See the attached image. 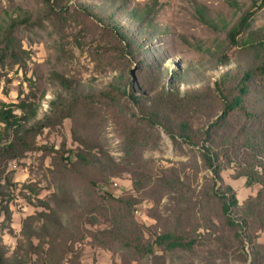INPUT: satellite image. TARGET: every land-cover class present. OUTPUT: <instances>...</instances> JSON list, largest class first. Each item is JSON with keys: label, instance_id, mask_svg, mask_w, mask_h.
<instances>
[{"label": "rangeland", "instance_id": "rangeland-1", "mask_svg": "<svg viewBox=\"0 0 264 264\" xmlns=\"http://www.w3.org/2000/svg\"><path fill=\"white\" fill-rule=\"evenodd\" d=\"M131 11L145 13L147 20L133 19ZM243 12L251 15V28L264 25V0H0V55L5 30L12 38L9 50L0 56V106L36 102L40 108L33 123L44 114L51 122L31 138V150L5 165L4 175L12 183L5 188L10 194V220L0 213V238L7 257L40 264L30 243L47 250L48 237L43 234L44 241L39 242L29 229L40 233L46 226L52 232L50 220L56 218L76 236L70 251L56 257L60 264H249L239 248L217 253L208 241L194 252L163 251L153 244L154 254L137 253L119 240L104 241L103 232L115 229L100 218L104 210L90 206L107 192L114 198L134 197L139 204L132 213L144 244H152L169 227L175 195L163 192L158 179L170 177L171 167L181 170L180 162L197 152L186 144H174L161 126L151 124L128 102L123 87L136 77L143 92L156 90L149 72L138 67L140 57L146 55L148 61L157 56L171 69L193 70L185 78L194 85L209 82L210 76H204L216 63L215 52L227 57L228 67L243 63L249 56L228 44L225 31ZM23 17L29 19L20 23ZM14 20L19 21L12 27ZM197 45L209 46L212 53L197 50ZM53 70L68 78L72 89L51 79ZM104 82H111L116 99L102 98ZM185 86L180 84V91ZM53 94L69 107L61 122L50 118ZM206 102L205 111L184 110L193 128L219 109L210 99ZM132 124L135 136L130 132ZM106 169L111 173H103ZM206 174L210 173H199L192 187L202 184ZM220 175L234 189L239 205L257 190V185L246 186L245 178H234L232 167ZM94 217L99 222L90 225ZM224 231L229 238L232 233ZM209 233L218 236L215 229ZM244 250L249 252L247 243Z\"/></svg>", "mask_w": 264, "mask_h": 264}, {"label": "trees", "instance_id": "trees-1", "mask_svg": "<svg viewBox=\"0 0 264 264\" xmlns=\"http://www.w3.org/2000/svg\"><path fill=\"white\" fill-rule=\"evenodd\" d=\"M230 2L233 6L234 2ZM87 13L90 14L88 11ZM199 13L204 17V13ZM129 15L138 21L147 20L145 13L131 11ZM250 17V13L243 12L235 23L225 29L228 44L246 51L249 58L243 63L228 67L227 57L215 52L216 63L205 72L204 77L210 76L206 84H191L185 78L189 71H193L191 69H171L169 64L165 65L155 55L149 61L147 55L146 58L140 57L137 66L149 72V80L156 85V90L153 94L143 92L138 78L133 77L123 87V95L128 102L138 107L151 124L161 126L174 144H186L197 154L180 162L181 170L171 167L170 177L158 179L163 192L175 195L174 210L169 227L164 228L152 244L142 243L141 236L138 235V228L135 226L137 220L132 210L139 202L134 197L114 198L107 192L106 197L100 196L90 203L94 210L105 211L100 218L103 223L115 229L103 232L104 241L119 240L140 254H154V246L163 251L180 249L194 252L208 241L210 245H214L212 251L219 253L226 248H239L249 259V264H264V241H259L260 236L264 235V25L251 28ZM28 19L24 20L23 17L18 21L23 23ZM16 21L11 23L12 27L16 25ZM5 31L4 54L12 43L10 31ZM196 47L199 51L211 52L209 46ZM146 54L151 56L148 51ZM219 69L221 71L218 74L214 73ZM144 76L143 78L147 77ZM50 77L64 88L72 89L71 81L62 73L53 70ZM196 77L200 78L199 75ZM182 83L186 85L184 91L179 89ZM101 92L102 98L108 100H114L118 96L111 82H104ZM209 99L218 104L219 109L203 125L193 128L184 117V110L194 107L197 111H205L206 101ZM39 108V103L24 100L18 104L0 106V213L7 220L11 218L8 208L10 194L5 188L11 187L12 183L4 175L5 165L9 160L19 159L27 150H31V138L51 124L47 121V114H44L40 122L33 123ZM48 111L52 114L50 118L61 122L67 117L69 107L59 94H53ZM135 128L133 124L130 127L134 136ZM137 138L140 139V136L137 135ZM83 159L93 165L89 158ZM228 167H232L234 178H245L246 186H258L255 194L248 196L241 205L238 204L234 189L220 175ZM204 170L210 174L202 177V184L196 183L192 187L198 174ZM104 172L111 173L109 169L103 170ZM180 175L184 177L182 180ZM195 187H198V191ZM43 204L48 207V204L42 202ZM94 210H91V214H95ZM97 222L99 219L94 217L88 223L95 225ZM50 224L52 232L46 226H42L40 233L29 229L39 242L44 241L43 234L48 237L47 250L41 244L30 243L32 253L38 256L40 264H60V258L56 260L59 252L70 251L69 247L76 241L72 230L61 219H52ZM72 228L75 229L73 226ZM212 229L216 230L217 238L211 237L209 232ZM224 229L232 233H229V238L224 234ZM246 243L249 252L244 250ZM0 264L26 262L16 257H7L0 238Z\"/></svg>", "mask_w": 264, "mask_h": 264}]
</instances>
